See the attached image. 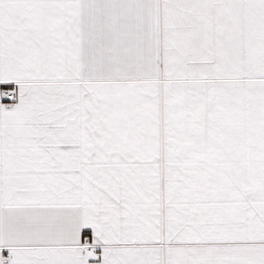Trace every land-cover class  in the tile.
Wrapping results in <instances>:
<instances>
[{"label":"snow or ice","instance_id":"1","mask_svg":"<svg viewBox=\"0 0 264 264\" xmlns=\"http://www.w3.org/2000/svg\"><path fill=\"white\" fill-rule=\"evenodd\" d=\"M0 264H264V0H0Z\"/></svg>","mask_w":264,"mask_h":264}]
</instances>
